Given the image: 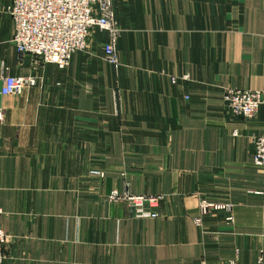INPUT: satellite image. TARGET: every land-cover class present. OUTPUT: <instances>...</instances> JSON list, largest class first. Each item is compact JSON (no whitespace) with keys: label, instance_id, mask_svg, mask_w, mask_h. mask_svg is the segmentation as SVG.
Wrapping results in <instances>:
<instances>
[{"label":"crops","instance_id":"1","mask_svg":"<svg viewBox=\"0 0 264 264\" xmlns=\"http://www.w3.org/2000/svg\"><path fill=\"white\" fill-rule=\"evenodd\" d=\"M9 2L0 86L6 72L41 77L0 91L2 264L264 259V168L253 161L264 104L245 119L224 100L229 86L264 88V0H114L118 69L98 27L66 67L20 54ZM114 189L161 193L160 214L135 216L108 198ZM201 198L233 209L201 215Z\"/></svg>","mask_w":264,"mask_h":264},{"label":"built area","instance_id":"2","mask_svg":"<svg viewBox=\"0 0 264 264\" xmlns=\"http://www.w3.org/2000/svg\"><path fill=\"white\" fill-rule=\"evenodd\" d=\"M114 0H11L6 6L14 24L13 41L20 54L30 53L36 61L53 62L59 67L69 65L73 53L88 47L91 30L98 27L107 32V40L103 43V57L115 69L120 66L118 40L122 35V27L116 17ZM188 77V73L183 75ZM38 75H15L4 73L0 91L3 94H20L25 87L35 85ZM173 79L175 77H172ZM189 98V95H186ZM226 108L229 112L245 119L254 118L261 105L264 104V88H241L229 86L224 93ZM4 117L0 108V120ZM239 135V129H233ZM253 161L264 168V133L253 138ZM90 174L103 177L101 168L90 169ZM161 193H131L129 191L112 190L110 200H125L131 205L132 213L137 217H155L160 214ZM214 209L232 211L230 202L219 203L201 198L200 212L209 213ZM3 209L0 205V264L3 263L4 243L8 235L1 224ZM201 215L195 218L201 221ZM233 219L232 213L228 216ZM228 264H239L235 256ZM243 264H264L263 256Z\"/></svg>","mask_w":264,"mask_h":264}]
</instances>
